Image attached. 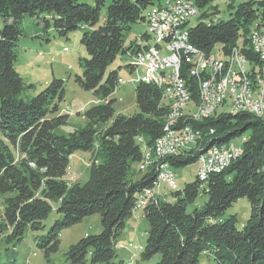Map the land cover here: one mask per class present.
Segmentation results:
<instances>
[{"label": "trees", "instance_id": "trees-1", "mask_svg": "<svg viewBox=\"0 0 264 264\" xmlns=\"http://www.w3.org/2000/svg\"><path fill=\"white\" fill-rule=\"evenodd\" d=\"M202 18H210L208 8L215 0H195ZM159 2V3H158ZM159 0H0V195L4 205L0 215V237L21 241L30 227L39 230L55 209L61 215L40 243L46 255L59 248L62 229L73 226L86 216L99 214L103 231L86 236L68 250L72 264H116L118 237L126 220L133 216L138 193L153 190L157 184L155 167L135 179L145 158L143 145L154 146L164 135L170 109L165 88L140 81L136 87L139 111L132 115L116 114L115 92L120 77L109 65L120 55L134 57L146 45H125L126 31L146 21L148 10ZM107 5L104 22L88 29L83 36L89 57L81 60L82 74L76 80L85 90L100 97L84 112L86 124L65 134L69 123L63 113L64 80L54 79L40 93L16 69L17 46L23 33L20 23L28 15L38 23L54 27L61 35L79 27L97 24ZM229 18L207 23L202 19L189 27L190 41L210 54L217 48L227 54L237 47L245 51L253 73L260 65L250 34L264 27V0L229 2ZM142 34L144 38H152ZM240 42H242L240 44ZM136 64L130 68L135 71ZM193 83V99H198V81ZM168 118V117H167ZM188 120V119H186ZM189 122L200 132V150L231 143L243 137V153L222 172L211 173L209 180L198 178L183 190H172L171 201L163 196L148 204L143 214L149 223L144 259L156 255V264H199L203 253H210L217 264H264V116L241 111H217L201 120ZM144 137L147 144L141 140ZM246 137V138H245ZM203 142V143H202ZM200 150L183 149L169 157L172 167L198 162ZM77 151L98 152L92 160L90 177L85 183L68 184L66 176L71 156ZM45 192L43 193V190ZM204 193L202 207L195 206ZM249 199L252 210L247 222L238 227L237 217H225L227 209L239 198ZM137 200V201H136Z\"/></svg>", "mask_w": 264, "mask_h": 264}, {"label": "rangeland", "instance_id": "rangeland-1", "mask_svg": "<svg viewBox=\"0 0 264 264\" xmlns=\"http://www.w3.org/2000/svg\"><path fill=\"white\" fill-rule=\"evenodd\" d=\"M231 0H215L208 8L212 13L210 18H202L200 15L194 17L189 22V27L196 26L202 19L207 23L218 22L229 18L228 4ZM244 0H234L235 4ZM111 0H106L109 5ZM159 3V2H158ZM161 3V2H160ZM107 5L101 10V16L96 25L91 27H79L68 32L67 35H61L54 27L45 30L43 25L38 23L36 17L26 15L20 26L22 35L18 41L17 52L18 61L16 69L21 76L29 83H33L36 89L33 94L43 91L54 79L64 80V100L61 103L63 113L69 114V123L62 128V132L68 134L75 128L86 124L84 112L96 103H100V97L91 90L83 89L77 82V75L82 74L81 60L89 57L87 46L83 43V36L86 30L96 29L103 24L106 15ZM148 13V12H147ZM4 26V19L0 18V29ZM147 30L146 21H140L132 25L126 31L125 45L140 43L139 36L145 34ZM150 42L154 38H150ZM143 45L147 41H141ZM242 42H240L241 44ZM215 50L221 49L217 44ZM221 52V50L219 51ZM228 55L223 53L221 60H227ZM134 59L130 54H120L108 67L107 73L117 71L124 82L117 84L115 92L111 98L115 99L114 107L116 114L122 113L132 115L139 111L136 103V87L138 82L135 80L145 73L143 67L132 71L130 64ZM168 103L167 99L163 100ZM192 105V104H191ZM229 105H220L217 108V114L229 112ZM170 111V110H169ZM167 116L169 115V112ZM167 119V117H166ZM243 137L234 138L232 143L236 146L242 145ZM99 155L93 151H77L71 156V165L68 170L66 181L68 184L76 182L85 183L90 177L92 160ZM101 157V155H99ZM142 170V169H141ZM177 173V190H183L187 183H192L197 179L199 164L194 163L184 167H174ZM144 175V171L138 172L135 179ZM165 192V198L171 201L174 197L171 195L172 189L164 184L161 188ZM167 193V194H166ZM206 195L202 193L195 206L202 207L206 201ZM4 205L0 195V215L3 213ZM252 205L248 198L242 197L236 200L226 211L225 217L235 215L237 217L238 227H242L251 214ZM61 215L54 209L44 222V227L39 230H33L30 227L26 230L21 241H8L5 236L0 237V264H72L68 258V250L72 244L77 243L86 236L98 235L103 231L101 217L99 214H92L83 218V220L73 226L64 228L59 234V248L46 255L40 243L47 240L48 234ZM149 223L144 217L143 209L134 211L133 216L126 220L125 228L118 237L116 264H156L160 259L159 255L151 259L143 258V251L148 239ZM133 246L135 249H131ZM135 246H142V249H136ZM89 264H93L91 261ZM199 264H217L210 253H203Z\"/></svg>", "mask_w": 264, "mask_h": 264}, {"label": "bare ground", "instance_id": "bare-ground-1", "mask_svg": "<svg viewBox=\"0 0 264 264\" xmlns=\"http://www.w3.org/2000/svg\"><path fill=\"white\" fill-rule=\"evenodd\" d=\"M165 1H177V0H165ZM154 8H161V3ZM176 19L179 21V24L184 28H189V22L193 16L185 13L184 9H175ZM156 21H166V14H156ZM149 36H152L154 40H158V31L150 30ZM162 30L168 32H176L177 31V23L172 22H162ZM146 34H148L146 32ZM143 37V36H142ZM251 45L256 52L260 65L256 69V73H253L252 70V93H253V108H244L243 110H238V112L245 111L249 113H253L256 116H264V27L257 26L252 29L250 34ZM188 46H195L191 41L190 37L188 38ZM222 49L214 50L210 54H206L203 52V63H212L207 64L204 68V64H202L201 56L190 57V73L186 70H179V80L180 84H187L186 77H190V74H194V78L198 81V90L199 95L198 99H193V113L195 115H203L205 110V117L214 113L220 105H229L231 107L230 111L234 110V102L233 100H237V106H246L247 98L245 97L249 94V84L251 83V69L249 67V60L246 56H241V51L235 47L229 53H227L228 58L225 61L221 60V52ZM223 53V52H222ZM151 54L155 57L156 60V68L157 70H161V80L155 77V74L148 70L146 64L134 59V63L136 64L135 70L139 67H143L145 73L139 77L140 81L152 82L158 85L159 87L165 88V96L169 102L170 113L169 115H173L175 113V109L178 104V97H170L168 96V89L165 84L170 83V68H164L165 63V54L162 48L151 47ZM239 64V65H237ZM251 64V63H250ZM216 70H221L222 73L218 77V81L216 84L212 85V91L210 92V99L219 98V103L213 106H210L209 99V83L214 80ZM233 75H239L240 79H233ZM233 80L232 92H222L223 90H227L230 83ZM119 82H124L122 78H120ZM191 90H185V94H182L180 100V119L184 127H190L193 132H186V140L194 141L195 136L197 139L192 143V149L200 150L199 140L200 132L195 130L193 126L187 122L192 120H199L198 116H191L192 113V105H191ZM168 117V116H167ZM191 117V118H190ZM188 119V120H186ZM168 120V118H167ZM164 135L160 136L159 139L155 142L154 146L149 147V150H158L159 148H166L168 144V134H173V127H166L164 129ZM246 138V137H245ZM244 139V138H243ZM142 140V139H141ZM203 143V142H202ZM216 147L217 156L213 157L212 162L210 163V174L211 173H219L225 170L231 163L230 162H222L228 158V150H231V158L240 157L243 153V147L240 144L236 146L235 144L227 143V144H216L211 146L208 149H213ZM183 149L191 150L189 145H181V152ZM143 150L145 154L144 160L140 164V170L146 168L148 165V148L147 145H143ZM199 164V172L203 171V162H210V153H205V151L200 150V155L198 157ZM203 160V161H202ZM203 181H207L206 177H199ZM160 183V176L157 174V184ZM155 188V196L159 195V186L154 185ZM172 190H177L178 186H170ZM148 190V189H147ZM151 197L153 196V190H150ZM154 196V197H155ZM138 199V198H137ZM137 201V200H136ZM150 204V203H148ZM146 204V206L148 205ZM139 205V202H138ZM136 206V202H135ZM145 206V207H146ZM135 209V208H134ZM120 246V244H119Z\"/></svg>", "mask_w": 264, "mask_h": 264}, {"label": "built area", "instance_id": "built-area-1", "mask_svg": "<svg viewBox=\"0 0 264 264\" xmlns=\"http://www.w3.org/2000/svg\"><path fill=\"white\" fill-rule=\"evenodd\" d=\"M161 1V8H152L148 10V18H146L147 28L150 30L158 31V40H152L139 36L140 40L145 39L147 41L146 48H143L138 52L133 59L146 64L148 70L155 74V77L161 80V70L156 68V60L153 54H151V47H158L164 50L165 54V63L164 68H170V83L165 84L168 89V96L178 97V104L173 115H168V120L166 122V127H173V134H168V144L166 148H159L158 150H149V145L147 144L144 137H141L143 143L147 144L148 148V165L146 168H143L141 171H146L150 167H155L157 174L160 176L159 186V196H162L161 188L166 184L169 188L170 186H177V173L170 164L168 158L181 154V145H189L192 150V143L197 139L195 136L194 141L186 140V132H193L190 127H184L180 119V100L182 94H185V90H192L193 83L189 84H180L179 80V70H186L190 73V57L201 56L202 64L204 68L207 64L212 63H203V52L198 46H188L189 30L184 28L179 24V21L175 16V9H184L185 13L193 17H197L200 14L199 7L195 0H177V1ZM156 14H166V21H156ZM162 22H172L177 23L176 32H168L162 30ZM241 56H246L244 50L240 47ZM221 54L223 55L222 51ZM239 65V64H237ZM251 69V83L249 84V94L245 97L247 98L246 106H237V100L234 102L233 113L238 112V110H243L244 108H253V93H252V70L254 69V64H248ZM222 73L221 70H216L215 77L213 81L209 83V99L210 92L212 91V85L216 84L218 81L219 75ZM194 78V74H190V80ZM233 79H240L239 75H233ZM135 80L139 83V73ZM233 80L230 83L227 90L222 92H232ZM219 103V98L210 99V106ZM192 104V113L191 116H198L201 120L205 119V113L203 115H195L193 113V96L191 97ZM263 117V115H261ZM191 118V117H190ZM205 153H210V162H203V171L199 172L197 178L206 177L209 180L210 177V163L213 160L214 156H217L216 147L213 149H205ZM236 158H231V150H228V158L222 160V162H232ZM203 161V160H202ZM158 196V197H159ZM158 197H151L150 189L142 190L138 193L137 198H139V205L135 206L134 211L144 209L145 203L157 202ZM121 246V245H120ZM131 249H135L133 246H130ZM136 249H142V246H135Z\"/></svg>", "mask_w": 264, "mask_h": 264}, {"label": "crops", "instance_id": "crops-1", "mask_svg": "<svg viewBox=\"0 0 264 264\" xmlns=\"http://www.w3.org/2000/svg\"><path fill=\"white\" fill-rule=\"evenodd\" d=\"M162 196H165V192L163 190H161ZM167 194V193H166Z\"/></svg>", "mask_w": 264, "mask_h": 264}, {"label": "water", "instance_id": "water-1", "mask_svg": "<svg viewBox=\"0 0 264 264\" xmlns=\"http://www.w3.org/2000/svg\"><path fill=\"white\" fill-rule=\"evenodd\" d=\"M45 192V189L43 190V193Z\"/></svg>", "mask_w": 264, "mask_h": 264}]
</instances>
